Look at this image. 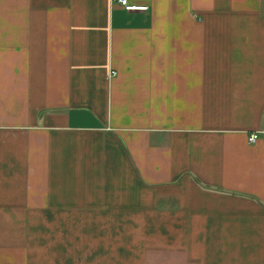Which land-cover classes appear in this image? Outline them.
<instances>
[{
	"label": "crops",
	"instance_id": "1",
	"mask_svg": "<svg viewBox=\"0 0 264 264\" xmlns=\"http://www.w3.org/2000/svg\"><path fill=\"white\" fill-rule=\"evenodd\" d=\"M131 2L0 0V264H264V0Z\"/></svg>",
	"mask_w": 264,
	"mask_h": 264
},
{
	"label": "built area",
	"instance_id": "2",
	"mask_svg": "<svg viewBox=\"0 0 264 264\" xmlns=\"http://www.w3.org/2000/svg\"><path fill=\"white\" fill-rule=\"evenodd\" d=\"M114 2L120 3L126 10L128 11H135V10H148V6L146 5H137L131 2V0H111ZM115 74V72H113ZM259 135L257 133L251 134L249 140L250 142H255Z\"/></svg>",
	"mask_w": 264,
	"mask_h": 264
}]
</instances>
